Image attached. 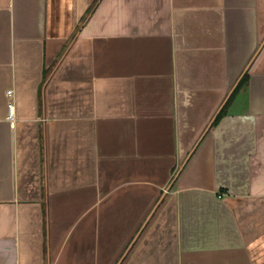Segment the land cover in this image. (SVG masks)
<instances>
[{"label":"crops","instance_id":"0c3cea01","mask_svg":"<svg viewBox=\"0 0 264 264\" xmlns=\"http://www.w3.org/2000/svg\"><path fill=\"white\" fill-rule=\"evenodd\" d=\"M0 264H264V0H0Z\"/></svg>","mask_w":264,"mask_h":264},{"label":"trees","instance_id":"16d2710c","mask_svg":"<svg viewBox=\"0 0 264 264\" xmlns=\"http://www.w3.org/2000/svg\"><path fill=\"white\" fill-rule=\"evenodd\" d=\"M247 81H248V73H245L244 75H242V77L240 79V83L235 88V91L231 94L230 98L235 95V93H236L237 90H240L243 86H245V84L247 83Z\"/></svg>","mask_w":264,"mask_h":264},{"label":"built area","instance_id":"2783aa9c","mask_svg":"<svg viewBox=\"0 0 264 264\" xmlns=\"http://www.w3.org/2000/svg\"><path fill=\"white\" fill-rule=\"evenodd\" d=\"M11 94H12V91L9 92V95H11ZM12 106H13L12 104H9V107H10V116H9V118L13 117L12 116V113H13V107Z\"/></svg>","mask_w":264,"mask_h":264}]
</instances>
